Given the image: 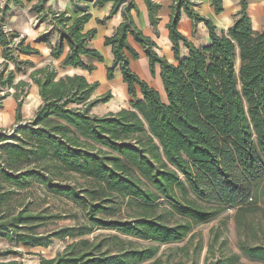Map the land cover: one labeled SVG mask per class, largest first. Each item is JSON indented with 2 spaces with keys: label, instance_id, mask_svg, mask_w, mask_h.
<instances>
[{
  "label": "trees",
  "instance_id": "trees-1",
  "mask_svg": "<svg viewBox=\"0 0 264 264\" xmlns=\"http://www.w3.org/2000/svg\"><path fill=\"white\" fill-rule=\"evenodd\" d=\"M82 1L91 0H76V17L52 10L49 0H37L32 10L40 22L51 19L58 30L57 42L50 44L51 56L63 57L62 67L93 71L95 67L84 58L103 62L104 57L91 45L96 29L85 30L92 15ZM144 1L150 23L157 28L159 5ZM108 2H114L113 9L98 22L119 11L123 20L105 39L113 55L107 78L112 80L119 67L133 100L130 108L103 116L92 113L93 107L109 102L113 95L94 97L99 81L90 82L82 74L60 76L55 67L46 65L30 72L31 81H16L22 67L35 65L15 52H40L18 31H8L0 17L4 59L0 106L10 95L1 91L14 89L16 120L21 123L31 82L42 100L33 118L11 131L0 130V237L28 247L71 240L56 257L42 258L41 264H172L178 251L183 255L176 264H187L186 258L199 264L201 244L169 253H160L161 248L183 241L196 225L211 222L231 208L240 235L247 236L237 242L240 253L264 263V243L251 242L264 234L263 221L252 218L264 213V32L253 30L248 1L240 0L238 17L219 34L210 19L196 12V3L174 0L167 28L177 64L160 56L157 43L138 27L134 0H96L94 5ZM15 3L20 5L22 0ZM212 5L217 14L224 10L223 0H212ZM183 12L206 24L208 45L196 47L179 31ZM3 13L0 10V16ZM130 37L146 52L153 77L160 66L166 99L132 70L131 59H139L140 54ZM37 40L49 42L48 35ZM182 45L189 50L183 59ZM10 61L15 69L9 68ZM41 187L47 194L80 205L82 219L74 215V225L39 232L63 218L31 209L28 198ZM99 229L113 233L87 237ZM138 240L148 244L140 245ZM18 253L7 248L0 250V257ZM238 259L236 253L229 258L231 263Z\"/></svg>",
  "mask_w": 264,
  "mask_h": 264
},
{
  "label": "crops",
  "instance_id": "crops-1",
  "mask_svg": "<svg viewBox=\"0 0 264 264\" xmlns=\"http://www.w3.org/2000/svg\"><path fill=\"white\" fill-rule=\"evenodd\" d=\"M94 1H82L83 4L88 5L89 12L91 13V19L86 23L85 30L89 31L96 29V34L91 41L93 48L97 49L104 57L103 62H99L93 58L85 57L84 61L87 65H92L95 67L96 73L102 75L107 71V67L111 66L113 63V55L110 46L105 45V39L114 35L117 27L121 24L123 17L121 11L112 16L110 19H106L104 23H99V20H104L112 11L114 2H108L104 6H95ZM138 6L139 13L135 16V21L138 27L144 32L146 36L151 37L158 45L156 51L160 56H164L168 59L169 62L177 64L178 61L175 59L173 51V43L169 38V31L167 24L170 21L171 14V4L174 0H153L154 3L159 5L158 16L159 22L157 28H154L149 19L148 8L144 0H134ZM196 3L194 9L201 16H204L210 19L217 27V32L221 34L226 32L234 23L241 11L240 0H223L224 10L217 14L214 6L212 5V0H191ZM248 8L247 12L252 21L253 30L256 32H264V0H247ZM37 0H22V4H16L13 2L14 8H18L19 11L24 13L25 20L29 21V26L23 31H18L21 34V37H25L28 44H30L34 49L40 52V54L31 53V54H22L21 57L23 60H29L34 63V67L30 68L29 74L37 67H43L46 65H51L55 67L58 72L64 70V74H82L88 79V71L75 68V67H62L61 60L62 58L55 59L51 56L50 44H55L58 40V30L51 19H48L44 22L39 21V15L32 10V5L35 4ZM74 3L76 0H49L48 6L56 12H67L69 15L76 17L79 13L74 11ZM12 6V7H13ZM18 12V13H21ZM17 13H12L11 16L16 15ZM15 17V16H14ZM9 26V25H8ZM10 27H8L9 29ZM11 29V28H10ZM179 31L186 36L196 47H201L208 45L211 42L209 30L204 22L194 21L188 16L186 12H183L179 22ZM41 35H48L49 42L38 41L37 38ZM132 46L140 54V58L137 60L131 59V68L134 70L142 79L147 81L152 87L156 88L158 91L164 92L162 80L160 78V66H156V76L158 79L155 83L152 80L155 79L151 75L149 68V58L142 48L141 45L137 44L132 37L129 38ZM68 52V47H66L65 54ZM189 55V50L185 46H181L180 57L186 58ZM93 70V71H94ZM107 76V74H106ZM89 80V79H88ZM31 81V80H30ZM90 81V80H89ZM98 81L97 78H94V82ZM109 89L116 87V90L122 94V97L126 98L128 95L127 85L123 81V76L118 67L115 70L114 78L109 80ZM34 86L38 87L34 84ZM115 89V88H114ZM98 90V89H97ZM96 90V92H97ZM95 92V93H96ZM114 94V91H112ZM95 97V96H94ZM41 104V103H40ZM123 108H128L127 104H122L117 107H114L108 110L105 114L109 112H117ZM102 115V116H103Z\"/></svg>",
  "mask_w": 264,
  "mask_h": 264
},
{
  "label": "rangeland",
  "instance_id": "rangeland-1",
  "mask_svg": "<svg viewBox=\"0 0 264 264\" xmlns=\"http://www.w3.org/2000/svg\"><path fill=\"white\" fill-rule=\"evenodd\" d=\"M15 0H0V10L4 11L2 17L6 29L11 32L20 31L26 29L30 24L29 21L25 20L24 13L19 11V9L14 8L12 5ZM13 6V7H12ZM16 12L17 14L11 16L12 13ZM21 12V13H18ZM9 25V26H8ZM8 27H10L8 29ZM18 41V40H17ZM23 53L15 52V55L22 59L21 55ZM2 48H0V64L3 62ZM15 64L10 61L9 68L15 69ZM21 72L16 74V81L21 79L30 81L29 71L30 67H22ZM60 74H64V70L59 71ZM107 71L102 75H98L96 71H88V79L93 81L94 78H97L100 86L97 92L94 94L95 97H100L107 92L112 94V98L107 103H98L93 107L92 113L102 116L108 110L112 108L119 107V105L127 104L130 108V102L133 100V97L129 94L126 98L122 97L116 87L109 89V81H107ZM158 79V76L152 80L153 83ZM115 88V89H114ZM28 90V95L24 98L22 114L23 121L18 123L16 120V109L18 101L14 96V89H4L1 91V94H4L7 91H10V95L6 96L0 106V130L5 129L6 131H11L14 127L25 123L27 120L33 118L36 110L41 105L42 100L38 94L37 88L34 86V83L31 82V85L26 89ZM162 96L166 99L165 93L162 91ZM34 194L29 196L28 199H31V209L32 210H47L48 213L61 214L63 218L55 220L52 223H49L47 226L40 228L39 232H48L54 229L60 228L62 226L74 225L77 221V218L74 215H78L79 219L83 217V208L77 203L65 198V197H56L50 194H47L43 188L34 189ZM24 194V192H23ZM24 201H27L24 199ZM235 210L228 209L224 214L219 218L208 222L198 224L194 227V230L191 235H189L183 241L177 243H171L163 245L160 253H169L172 250L175 251L178 247L187 246L189 249L197 244H201L203 249L199 256V264H264L260 261H253L244 257L238 247L237 242L241 239L247 238L246 235H240V229L236 226L234 218ZM254 221L256 218H259L264 223V213L259 214L258 216H253ZM104 233H113L111 230H96L93 234L88 235L87 237L93 238L95 235ZM137 240V239H136ZM71 242L69 238L65 239H56L53 244L48 247H28V246H16L14 243H10L3 237H0V250H5L7 248H14L19 251L18 254H12L9 256L0 257L1 261L17 260L22 261L23 264H41V259H51L62 252L67 244ZM252 243H264V234L259 235V239H251ZM140 245H147L148 242L143 240H138ZM238 254L239 259L231 263L229 258L232 254ZM178 256L172 259V264H176V261L179 259V256L183 255L182 252L177 253ZM187 264L191 263V260L184 259ZM151 261H147L143 264H150Z\"/></svg>",
  "mask_w": 264,
  "mask_h": 264
}]
</instances>
